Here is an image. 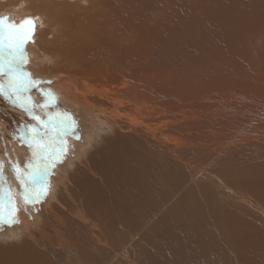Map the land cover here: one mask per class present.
<instances>
[{"label": "rangeland", "instance_id": "1", "mask_svg": "<svg viewBox=\"0 0 264 264\" xmlns=\"http://www.w3.org/2000/svg\"><path fill=\"white\" fill-rule=\"evenodd\" d=\"M191 1L195 2L190 0L148 2V4L154 3L150 9L163 3L165 11L170 15L171 13L176 15V20L172 15V21H178V5L180 4L183 20L196 21L195 29L199 34L197 36H194V33L187 34L185 37L175 35L169 38L171 44L181 46V53L179 58H171L173 54L174 56L177 54L175 48L170 49L167 55L170 59H167L166 67L160 68L163 80H160L156 74L159 56L153 57V54H147L141 58L137 56L131 65L133 69L121 53L116 54L111 63L110 58H107V66L104 65V67H112L115 64L113 67L117 70L121 67L122 69H119L118 73L106 69L104 71L106 75H103L107 76V79L104 80L95 71L86 72L79 66L65 70H75L76 76L79 74L85 76L86 80L82 83L88 87L86 94L88 104L95 112L103 113L108 126L115 124L118 143H122L125 139L132 141V151L137 157L128 149L125 152V160L141 159L143 162L141 163L146 165L144 170L147 178L143 184L150 190L151 202L156 207L164 201L152 218L147 217V220L152 223L135 230L129 226L126 228L127 225L124 226L122 223V226L116 224L113 228L109 223L112 211L99 218V223L84 208L87 214L85 212L82 214L81 198L78 197L81 196L79 180L86 178V175L91 179L97 178L98 170L88 166L86 173L83 174L80 171L84 166L70 175L71 170H65V165L72 162L77 154L63 155L61 149L57 148L53 149L54 160H51L57 166L59 164L54 170L56 174L52 173L53 170L48 166L50 163L46 159L50 156L43 158L41 153L36 156L33 163H29L40 171L43 168L46 169L41 172V176L36 181L25 179L23 189L31 198L28 206L25 208L24 202L18 200L21 210L26 214L29 213L30 216L35 214L31 221L22 224L24 219L16 212V207L1 200L3 192H0L2 194L0 245L13 242L19 237L15 234L13 237L6 238L5 234L10 225L12 228L15 226L16 230L28 226L27 229L30 232L27 237L22 238L31 239L33 251L46 256L45 259L54 264H91V261L92 263L98 261L99 264H171L170 261L173 258L179 259V264L190 262L193 264L189 253L197 250V242L204 245L205 252L212 255L214 260L222 261L224 257L225 264H264V200L259 203V200L249 198L250 193L247 188L248 181L252 186V181L255 179L261 183L259 187L262 188L264 195V150L258 151L256 148L258 143L250 148L244 147L252 142L253 136L264 133V124L258 126L255 122V118L261 119V114L255 116L253 114L252 120L245 122L246 115L243 113L254 103H257L255 106L257 110L264 109V90H262L264 89V47L260 46L262 44L264 46V0ZM144 5L143 2H136L134 20L136 27L140 29L139 32V29H136L135 43L141 50L146 48L149 38L154 36L150 33L151 19L147 21L149 24L146 22L149 11L144 9ZM192 17L195 18L192 20ZM172 21H169L171 27H177V23ZM39 31L36 29L34 32L35 42L29 43L36 49L39 48ZM143 31L145 33L141 37ZM90 47H85V51ZM106 50L112 53L113 43ZM134 52L135 49L132 51L133 58ZM115 58L118 60L114 61ZM150 65L154 68H150ZM126 70L128 72L125 73ZM78 82L75 87L73 86L77 90L81 84ZM20 94L21 101L24 99V94L32 97L30 94L34 93L30 90L21 91ZM35 96L38 97L36 93ZM33 100L37 101L36 98ZM14 102L19 106L17 98ZM117 102L121 106L120 109L130 114V119L136 118V112L131 110L130 104H140L144 110L146 106L145 115L141 114L143 112H137L139 118L131 124L124 113L112 112L116 108L117 111L120 110ZM56 104L57 101H52L50 106L40 103L44 106V110L53 111L50 116L58 125H52L53 129L64 136L78 137L77 120L72 115L66 116L64 112L59 111L55 107ZM236 109L240 112L234 111ZM23 111L27 113L25 109ZM34 111L40 112L36 108ZM69 120L75 121L76 124L71 126V130L66 131ZM260 122L264 123V117ZM41 131L46 139L53 141L56 138L54 132L48 133L44 128ZM20 133L16 132V134ZM22 133L21 138L24 139L28 135L33 136L25 130ZM100 133H104L103 129ZM83 134L84 138H88V132ZM224 135L225 137H222ZM218 136L223 138L222 141L216 138ZM69 138L72 139V137ZM32 140L34 142V139ZM13 141L16 145L20 143V139H13ZM259 144H264V141ZM119 145L113 144L107 151L116 152ZM200 145H202L201 148ZM234 145L237 146L233 147ZM195 147L203 152L199 155L198 161L193 159L190 153ZM97 148L93 141L88 147L86 161L97 153ZM179 149L187 151L185 157L181 155L178 157ZM35 150L36 147H32V151ZM141 150L143 153L140 152ZM223 150L229 152L225 155L226 162L229 164L227 166L217 163L216 151L219 152L218 160L220 161L223 160L220 154ZM58 153L63 155L61 159H59L60 155L57 157ZM210 153H213L214 157L211 158ZM210 158L215 165L222 167L218 168L217 174L216 168L211 169ZM243 159L250 164L249 168L242 167ZM120 160L121 158L117 159V161ZM11 162L16 164L18 159L15 157ZM37 163L41 166H37ZM253 163L256 165L252 166ZM102 164L103 175H108L111 180L109 183L103 181L101 183L107 191L103 193L101 204L111 210V197L124 195L127 192L122 189L121 181H112L113 175L109 171L113 167L112 159L104 156ZM134 171L135 169L130 170L133 176ZM161 171L164 177L161 179L153 177ZM67 174L69 176H66ZM47 177L53 180L51 187L56 185L58 189L56 191L60 199L53 202L55 208H43L46 201L43 204L41 199L33 200L36 188L42 198L47 196L44 195L48 194L46 190L49 184L44 182ZM226 177L229 178L230 184H225ZM135 178L137 181L143 180ZM115 186L119 187L115 189ZM26 187H30L31 190ZM90 190L92 195L95 189ZM11 212L15 218H12ZM40 213L42 218L39 222L42 226H31L30 224L39 217ZM137 213L140 215L139 212ZM166 218H169V224L164 223ZM15 220L18 222H13ZM150 226L153 228L152 231ZM68 229L70 234H76L71 241L72 237ZM145 232L146 235L152 236L151 240L144 239ZM171 245L178 248L185 245V250L181 248L176 252ZM83 246H87L86 249ZM258 251L263 257L258 256ZM216 252L220 253L217 258L213 255ZM86 253L90 256L85 257V260L82 255L85 256ZM197 253L201 254V252ZM251 259L256 263L247 262L252 261ZM200 263L208 262L202 257Z\"/></svg>", "mask_w": 264, "mask_h": 264}, {"label": "bare ground", "instance_id": "2", "mask_svg": "<svg viewBox=\"0 0 264 264\" xmlns=\"http://www.w3.org/2000/svg\"><path fill=\"white\" fill-rule=\"evenodd\" d=\"M136 2H143L145 4L144 9L149 11L146 22L151 19L152 28H148L151 30H149L150 33L154 34L151 39L149 38V41L146 39L148 42L146 44V48L143 50L139 49L138 45L135 43V38L137 36L136 29H139L136 27L134 22L136 14ZM148 2H153V0H0V18H3L5 23H15L16 25H20L26 19H30L35 25V30H40L38 35L39 48L36 49L29 43L27 44L26 53L24 54L25 63L22 65L21 69L23 72L30 74L28 77H25V79L37 81L36 84H33L30 87L25 86L28 91L31 90V92L34 93L30 95L33 97V99L36 98L37 101H34L32 97H28V94H24V99L21 101L19 100L18 103L25 102L30 98V100L34 102L35 105L46 103L47 106H50L52 101H57L55 107L61 112L72 115L78 122L79 129L78 132L76 131V133H78V137L75 138V135L64 136L53 129L52 125L58 126L51 117L53 111L50 109L44 110L43 108H36L40 111L35 113L36 116L39 117V120L46 121L42 128H44L48 133L54 132V136L56 137L53 140V147L45 151L44 154L42 153L43 158L44 156L46 158L50 156L46 160L50 163L48 166H50V168L53 170L52 173L56 174L54 170L55 168H58L59 164L57 166L51 162V160H54L53 149H61L60 145L63 144L66 147V151L62 152L61 154H77L72 162L65 165V170H71L69 173L70 175L76 173L77 169L84 166L85 167L83 170L80 171L83 174L86 173L88 166L93 170H98L97 178H92V180L86 175V178L79 180L78 187L80 189L79 193H81V196H78L81 198L80 210L82 214H84V212L87 214L88 212V214L90 216L92 215L94 219L98 221V223L99 218H101L104 214L109 213V211H112L111 215L109 216V223H111L113 228L116 224L121 223L124 226L127 225L126 228H128V226L132 227L133 230L136 228L142 229V227H146L149 223H152V221L149 222L147 220V217L151 216L152 218L153 214L161 208L164 201L161 200L162 202L156 205V207L152 204L150 190L143 184V181H146L147 175L144 170L146 165L142 164L143 162L141 159L125 160V152L128 149V151L133 152V148L131 147V145H133L132 141L130 139H125L122 140V143H118V135L115 131V124L112 123L110 126H108L106 124L105 118H103V113H100V111L95 112L92 106L88 104L89 101L86 98L88 87L82 83V81L86 80L85 76L82 74L76 76V73H74L75 70H65L73 69L76 66H79L86 72L95 71L96 74L101 75L102 79L104 80L107 77L104 73L106 69H110L111 72L117 71V73L119 69H122L121 67L117 70L116 67H113L115 64L112 67L110 66L111 68L104 67V65L107 66V58H110L111 63L114 56L118 53H121V55H123L124 58L128 60V64L131 66L134 63L133 60L137 56L141 58L147 54H153V57L159 56V66H156V71H158L156 74L160 80H163L164 78L160 72V68L164 69V67H166L167 59H170L167 57L170 49L175 48L177 54L176 56L173 54V57L171 58H179L181 53V46L179 44H171L169 38L175 35L185 37L187 34L194 33V36L199 34L198 30L195 29L196 21H188L186 19L183 20L182 11H180V4L178 5V21H172V15L175 20L176 15L174 13H171L172 15H170L167 11H165L163 3H160L153 9H150L154 3L148 4ZM168 2H174V0H168ZM178 2H184V0H178ZM190 2L195 1L190 0ZM194 18L195 17H192V20ZM169 21L176 22L177 27L172 28ZM31 27V24L25 26L27 29H30ZM139 31L140 29L138 32ZM144 31L146 32V29ZM144 31L141 37L144 36ZM112 43L113 50L112 53H109L106 49ZM87 46L91 47L85 51V47ZM260 46L264 47L263 44ZM134 49L135 52L133 53V58L132 51ZM115 60L118 59L115 58L114 61ZM118 66L120 67V65ZM131 67L133 69V66ZM149 67L152 69L154 68L152 65ZM126 72L128 71L126 70L125 73ZM121 74L123 75L124 73ZM5 78L7 77L0 76V82L7 83V79ZM78 81L81 82V84L77 90L74 87L77 85ZM5 90L7 91V89ZM49 91L55 94V99H52L49 96ZM142 91L144 92V90ZM35 93L38 95V97L35 96ZM144 95L149 96L148 94ZM15 99V96H13L12 99H8L5 96L0 95V161L4 162L5 168V175L0 177V192H3V198L1 199L2 194H0V199L7 201V203L11 206H15L16 212H18L20 217H22L25 221L24 222L21 220L22 224H26L27 222L31 221V218L35 214L30 216L29 213L26 214L23 210H21V205L18 203V200L23 201L20 194L23 193V187L25 184L22 187L21 183L17 180L11 168V165L15 164V162L11 161H13L16 157V159H18L19 166L22 169L25 167V160H28L27 163H33L36 157H33V151L28 147V145L31 143L34 148L36 145L32 140L33 136L30 135L26 136L25 139L21 138L19 145H16L13 139H15L14 134H16L18 131L22 133L25 130L29 134L33 135L31 128H40L41 125L37 120L25 113L23 111L24 108L15 105ZM130 106L131 110L136 112V118L130 119V114H126L123 109H120L121 106L119 105V102H117V107H119L118 109L120 110L117 111V108L115 107L116 109H113L112 112L119 114L124 113V116L130 120V123L134 124L139 118L137 112H143L141 114L145 115L144 111L146 110V106L144 105L145 110L142 109L140 104L138 105L137 103L132 105L130 104ZM26 107L34 108L33 104L31 103L26 104ZM139 107H141V109ZM45 112L48 113L49 116L51 114L50 119L46 120V117L43 114ZM102 129L104 133H100ZM84 132H88V138H84ZM69 137H72L74 140L70 139ZM90 141H94L98 148L96 150L97 153H95L90 158V160L87 159L86 161L88 147L92 143L91 142L89 144ZM113 144H120L117 148V151L108 152L107 149ZM20 152L21 154H19ZM140 152L143 153V150ZM63 155H60L61 157L59 159H61ZM104 156L112 159L113 167L109 169L110 173L113 175L112 181H121L120 185L122 189L127 192V194L124 195L119 194L115 195L113 198L111 197V210L108 209L109 207H104L103 204H101L102 197L105 194L104 191L106 190H104V186L101 185V183L102 181L109 183L111 180L108 175H103L104 167L102 164V157ZM118 158H121V160L117 161ZM36 165L41 166L38 163ZM131 169H135V177L143 180L137 181L132 173H130ZM44 170L45 168H43L40 172H43ZM69 174L66 176H69ZM164 176L165 175L162 171L158 175H153V177L159 179ZM44 178H46L45 175ZM24 179L31 180L28 177H24ZM52 181L53 180L49 177H47V180L44 181L47 185L49 184L46 190L49 195L45 193L44 195L47 196H44L43 198L41 196L40 198L43 204L46 201L43 208H55L53 202L60 199L56 191L57 186L55 185L51 187ZM122 182H124L123 185ZM45 183L44 185H46ZM9 185L11 187L10 200L8 191ZM118 187L115 186V189ZM26 188L31 190L30 187ZM91 188L95 189L92 195L90 193V191L92 192V190H90ZM37 189L38 188L35 189V193H38ZM110 196L111 193L109 197ZM34 199L36 198L33 197V200ZM154 201L155 200H153V202ZM24 205H26V208L28 203H24ZM83 208L87 212L83 210ZM142 211H145L146 213H143ZM137 212H139L140 215ZM11 216L12 218H15L13 213ZM41 218L42 217L40 213L39 217L30 225H40L41 227L42 225L39 222V219L41 220ZM164 223L169 224V218H166ZM11 226L12 225L9 226L10 228L7 227L9 230L7 234H5L6 238L7 236L13 237L15 234L19 237L13 242H7L0 245V264H54L48 259L46 260V256L39 255V252L33 251L31 239L26 240V238H22L23 236H28V233L30 232V230L27 229L28 226H23L21 230H16V228L14 229L15 226L13 228ZM150 227V230L152 231L153 228L152 226ZM70 235L72 237L70 238L71 241V239L73 240V236L76 234ZM149 235L150 234H147L144 239L147 240L152 238V236ZM83 247L86 249L87 246ZM171 247H173L174 251L176 252H178L181 248L185 250V245L179 246V248L178 246L176 247L174 245H171ZM197 252H201L202 255ZM218 253L216 252L213 255H215L217 258ZM259 253L260 252L258 251V254ZM88 256L90 255L87 253L85 256L82 255L84 259ZM189 256L192 258L193 264H201L200 261L202 257L208 262L206 264H225L226 262L224 257L222 258V261H218L217 259L214 260L211 257L212 255H208L205 252L204 245L198 242L197 250L190 252ZM258 256L262 255L259 254ZM251 260L252 261L247 262L256 263L253 261V259ZM170 262L171 264H179L180 260H174L173 258V260ZM91 264H99V262L97 261V263H92L91 261Z\"/></svg>", "mask_w": 264, "mask_h": 264}, {"label": "snow or ice", "instance_id": "3", "mask_svg": "<svg viewBox=\"0 0 264 264\" xmlns=\"http://www.w3.org/2000/svg\"><path fill=\"white\" fill-rule=\"evenodd\" d=\"M29 24H31L32 27L30 29L25 28V26ZM34 32L35 25L30 19H26L20 25H16L15 23H5V20L3 18H0V76L7 77V83L0 82V95H3L8 99H12L13 96H15L17 98V101H19L20 92L28 91L25 85H28L30 87L31 85L37 83V81L25 79V77H28L30 74L21 70L22 65L25 63L24 54L26 53L27 44L35 42ZM5 89H7V91ZM49 96L52 99H55V94L51 93L50 91ZM29 103L33 104L34 108H43L44 106L35 105L34 102L30 100V98L25 102L19 103V106L21 108H24L27 114L37 120L41 125L40 128H31L33 132V139L36 145V150L33 152V157H36L52 148L53 141H51L50 139H46L42 135L41 129L45 125L46 121L39 120V117L35 114L34 108L26 107V104ZM43 114L45 115L46 120L51 118L48 113L45 112ZM65 115L70 116V114L67 113H65ZM75 124V121L69 120V127L68 129H66V131L71 130V126ZM22 135L23 133L14 134V138L19 140L21 139ZM28 147L32 149L33 145L30 143ZM60 147L61 153L66 151V147L63 144H61ZM59 155L60 154H57V157ZM11 168L17 180L21 183L22 187L26 183L24 177H28L29 179L36 181L41 176L40 170L34 168L27 162L23 169L19 166L18 162L16 164H12ZM4 175V162L0 161V177H3ZM8 191L10 200V185L8 186ZM20 195L25 204H27L31 199L26 190ZM35 198L36 200H39L41 198V194L35 193ZM13 222H18V220H15Z\"/></svg>", "mask_w": 264, "mask_h": 264}, {"label": "crops", "instance_id": "4", "mask_svg": "<svg viewBox=\"0 0 264 264\" xmlns=\"http://www.w3.org/2000/svg\"><path fill=\"white\" fill-rule=\"evenodd\" d=\"M262 88H263V86H262ZM262 90H264V89H262ZM262 92V91H261ZM263 104H264V102H263ZM257 105V103H254V105L253 106H251V107H249V108H247V109H245L244 111H243V113L246 115V118L244 119V121L245 122H248L249 120H252V116H253V114H254V116L255 115H257V114H261V119L259 120L258 118L256 119L255 118V122H257L256 123V125H258V126H260V125H263L264 123H262V122H260V121H262V118L264 117V109L263 108H261V109H259V110H256V108H255V106ZM234 111H236V112H240V110H234ZM261 111H263V113H261ZM264 126V125H263ZM264 133L263 134H260V133H258L256 136H253L252 138H251V140H252V142H250L247 146H244L245 148H250V147H252L254 144H256V143H258L257 145H256V148L258 149V151H260V150H264V144H259V143H261L262 141H264ZM225 136V135H224ZM224 136H222V137H224ZM222 137H220V136H218V137H216L217 139H219L220 141H222ZM237 145H234L233 147H236ZM202 147V145H200V148ZM229 149H232V150H234L232 147H229ZM178 157H179V155H181L182 157L184 156V155H186V153H187V151L186 150H184V149H179L178 150ZM215 152V151H214ZM223 153H220V154H222V157H223V160H218L219 158V152L218 151H216V154H217V163H220V164H222V165H229L227 162H226V157H225V155H226V153H229V152H227V151H222ZM191 154H192V156H193V159H195V160H197L198 161V157H199V155H202L203 154V152H202V150H198V148L197 147H195V149L193 150V152H190ZM210 155V157L212 158V156H213V153H210L209 154ZM185 157V156H184ZM214 157V156H213ZM211 158H210V160H211ZM180 159V158H179ZM168 161H169V158H168ZM170 162V161H169ZM211 169L212 170H214V168H216V174H217V171H218V168H222V167H220V166H218V165H215L214 164V161H212L211 160ZM241 165H242V167L244 168V167H250V164H248V162L245 160V159H243L242 160V162H241ZM254 165H256V163H253L252 164V166H254ZM257 165H259L258 163H257ZM179 166H180V164H179ZM201 166H203V164L201 163ZM229 178L228 177H226L224 180V182H225V184H230L229 183V180H228ZM264 180V179H263ZM263 183H264V181H263ZM261 185V183L259 182V181H256L255 179H253V181H252V186H250L249 185V181H248V184H247V188H248V193H250V194H248L249 195V198H253L254 200L256 199V200H259V203H261L260 201L261 200H264V195L262 194V188L261 187H259Z\"/></svg>", "mask_w": 264, "mask_h": 264}]
</instances>
